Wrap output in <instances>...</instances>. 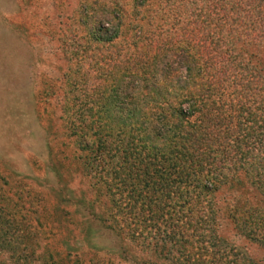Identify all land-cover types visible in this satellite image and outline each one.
<instances>
[{"label": "trees", "instance_id": "1", "mask_svg": "<svg viewBox=\"0 0 264 264\" xmlns=\"http://www.w3.org/2000/svg\"><path fill=\"white\" fill-rule=\"evenodd\" d=\"M132 1L93 16L62 76L77 172L106 202L76 212L161 264H242L217 228L264 243V0Z\"/></svg>", "mask_w": 264, "mask_h": 264}, {"label": "rangeland", "instance_id": "2", "mask_svg": "<svg viewBox=\"0 0 264 264\" xmlns=\"http://www.w3.org/2000/svg\"><path fill=\"white\" fill-rule=\"evenodd\" d=\"M132 4L0 0V264H161L98 219L91 228L76 212L80 194L96 199L97 216L106 202L81 165L77 172L83 152L75 151L62 115V76L76 67L80 46L94 42L93 16L115 9L128 15ZM217 232L244 264H264V243L245 237L226 217L218 219Z\"/></svg>", "mask_w": 264, "mask_h": 264}]
</instances>
